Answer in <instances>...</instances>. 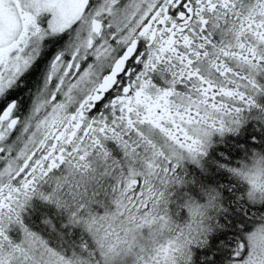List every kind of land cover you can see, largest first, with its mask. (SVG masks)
<instances>
[{"label": "snow or ice", "instance_id": "obj_1", "mask_svg": "<svg viewBox=\"0 0 264 264\" xmlns=\"http://www.w3.org/2000/svg\"><path fill=\"white\" fill-rule=\"evenodd\" d=\"M0 264H264V0H0Z\"/></svg>", "mask_w": 264, "mask_h": 264}]
</instances>
